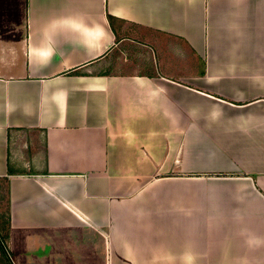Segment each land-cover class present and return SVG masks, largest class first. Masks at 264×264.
Returning a JSON list of instances; mask_svg holds the SVG:
<instances>
[{
  "label": "crops",
  "instance_id": "crops-1",
  "mask_svg": "<svg viewBox=\"0 0 264 264\" xmlns=\"http://www.w3.org/2000/svg\"><path fill=\"white\" fill-rule=\"evenodd\" d=\"M0 234V264H264V0H0Z\"/></svg>",
  "mask_w": 264,
  "mask_h": 264
},
{
  "label": "rangeland",
  "instance_id": "rangeland-1",
  "mask_svg": "<svg viewBox=\"0 0 264 264\" xmlns=\"http://www.w3.org/2000/svg\"><path fill=\"white\" fill-rule=\"evenodd\" d=\"M28 143H26V141H22L21 139L19 140V146L20 147H23V149H25L27 146Z\"/></svg>",
  "mask_w": 264,
  "mask_h": 264
},
{
  "label": "built area",
  "instance_id": "built-area-1",
  "mask_svg": "<svg viewBox=\"0 0 264 264\" xmlns=\"http://www.w3.org/2000/svg\"><path fill=\"white\" fill-rule=\"evenodd\" d=\"M0 236L2 237V238H4L1 234H0ZM4 240V239H3Z\"/></svg>",
  "mask_w": 264,
  "mask_h": 264
}]
</instances>
